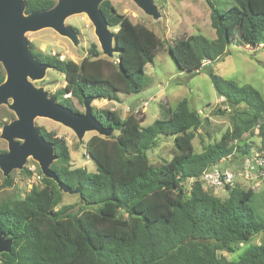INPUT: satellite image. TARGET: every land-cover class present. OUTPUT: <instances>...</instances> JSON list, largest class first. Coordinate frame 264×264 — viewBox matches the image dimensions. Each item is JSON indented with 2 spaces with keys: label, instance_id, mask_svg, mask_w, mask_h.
Listing matches in <instances>:
<instances>
[{
  "label": "trees",
  "instance_id": "16d2710c",
  "mask_svg": "<svg viewBox=\"0 0 264 264\" xmlns=\"http://www.w3.org/2000/svg\"><path fill=\"white\" fill-rule=\"evenodd\" d=\"M24 1L26 15L56 4ZM205 3L214 39L200 34L179 38L167 52L180 72L205 71L225 106L216 114L231 112V128L195 153L192 140L203 119L189 108L187 99L174 110L160 105L161 118L148 127L141 126L144 117L138 111L121 118L114 110L92 106L93 116L112 133L94 135L85 143V158L95 165V172H87L71 166L63 137L39 127L54 148L56 160L50 169L60 184L80 190L81 207L74 212V205H61L57 184L44 177L41 188H32L19 201L0 204V232L13 242L9 253L0 254V264H264V245L248 247L235 262L221 255L234 253L264 231V215L252 206L254 192L235 186L226 189V198L220 200L199 182L187 190L190 180L210 166L248 155L252 145L246 134L257 136L260 144L255 149L264 150L263 97L252 86L226 80L211 68L229 55L230 47L242 44L235 31L250 48L264 49V0ZM99 9L107 26L116 29L115 65L91 61L101 53L95 44L87 50L89 58L77 64L59 55H44L29 43L40 63L63 75L65 86L51 95L75 113L79 111L72 99L79 104L85 97L117 102L119 93L142 92L148 85L145 66L160 46L151 30L118 14L108 0ZM4 78L0 70V84ZM162 135L173 137L174 153L169 161L154 166L146 152ZM3 180L12 185L10 176Z\"/></svg>",
  "mask_w": 264,
  "mask_h": 264
},
{
  "label": "rangeland",
  "instance_id": "374dc122",
  "mask_svg": "<svg viewBox=\"0 0 264 264\" xmlns=\"http://www.w3.org/2000/svg\"><path fill=\"white\" fill-rule=\"evenodd\" d=\"M108 1L118 14L126 16L133 24L143 25L151 30L160 40V46L153 61L148 63L144 69L146 83H148L147 88L137 94L119 93V101L117 102L106 100L96 102L103 103L102 109L116 111L121 118L127 117L130 111H138L140 116L144 117L141 126L148 127L155 120L161 118L160 105L174 110L180 100L187 99L189 108L196 111L203 119L201 128L195 133L192 140L194 152L199 153L203 146L219 141L220 137L231 128V112L216 114L217 109L223 110L225 106L214 91L204 70L197 73L180 72L167 52V46L172 45L179 38L200 34L209 40L214 39L215 34L210 26L209 9L205 0H153V4L160 15L157 19L144 13L131 0ZM65 25L76 32V45L52 29L27 32L25 38L28 43L33 45L34 50L44 55H59L60 59L70 60L77 64L84 57H88L87 50L91 44L97 45L100 50L94 35V27L86 14L68 17L65 20ZM109 30L111 32L116 31V29L111 28ZM235 35L242 44L230 47L229 55L223 61L212 64L211 68L214 73L226 80L234 81L239 85L252 86L264 99V49L261 47L250 48L243 43L238 31H235ZM91 61L95 63L102 61L115 65L117 63L116 51L110 57L101 52L98 58H93ZM0 70H3L1 64ZM33 84L36 88H40L51 95L65 86V80L62 74L47 69L43 79L35 81ZM72 102L79 113L84 112L82 104H79L75 99H72ZM10 103L11 100L9 99L0 106V151L7 150V143L1 138L2 127L15 119L14 113L8 108ZM34 124L46 131H53L65 139L73 168H85L87 172H95V165L91 160L85 158L84 149L85 143L90 137L98 136L96 133L88 132L79 141L70 129L49 119L37 117L34 119ZM244 138L251 143V150L259 147L260 140L257 136L246 134ZM173 153V137L162 135L157 140V146L147 151L146 155L152 165L159 166L169 161ZM219 164L225 167L239 168L240 160L230 157ZM23 169L29 171L30 174L24 173ZM38 175H41L39 166L31 158H27L21 170H12L9 173L12 179L11 186L4 184L3 179L5 177L0 171V204L19 201L32 188H41L43 183L42 179H36ZM207 191L220 200H224L227 195L225 191ZM61 194V205H74V212L80 209L81 202L78 193L61 192ZM252 206L259 216L264 215L263 188L259 193L254 194ZM253 245H264V231L254 235L245 243H241L234 253H221V255L227 261L235 262L248 247Z\"/></svg>",
  "mask_w": 264,
  "mask_h": 264
},
{
  "label": "water",
  "instance_id": "95a60500",
  "mask_svg": "<svg viewBox=\"0 0 264 264\" xmlns=\"http://www.w3.org/2000/svg\"><path fill=\"white\" fill-rule=\"evenodd\" d=\"M52 1H56L53 8L26 15L24 0H0V64L5 73L0 84V106L10 99L8 108L15 115L14 120L2 127L1 138L6 141L7 150L0 154V171L4 177H8L12 170H21L27 158H31L37 162L41 175L53 180L60 192L79 194L78 188L71 190L60 184L50 169L56 160L54 148L44 140L34 119L41 117L59 123L70 129L79 141L88 132L108 137L112 131L102 127L93 116L92 98L85 97L82 101L84 112L75 113L59 104L52 95L34 86L33 82L43 79L49 67L32 55L25 33L52 29L76 45V32L65 25V20L83 13L92 23L94 35L104 55L110 57L116 51L117 42L99 9L100 3L105 0ZM131 1L144 13L159 18L153 0ZM12 244V240L6 239L0 232V254L9 253Z\"/></svg>",
  "mask_w": 264,
  "mask_h": 264
},
{
  "label": "built area",
  "instance_id": "2783aa9c",
  "mask_svg": "<svg viewBox=\"0 0 264 264\" xmlns=\"http://www.w3.org/2000/svg\"><path fill=\"white\" fill-rule=\"evenodd\" d=\"M259 125L256 126V129ZM240 175L249 182V190L259 193L263 188L264 191V150L255 149L241 160ZM41 175L36 177L42 179ZM199 182L204 190L225 191L236 186L235 174L228 167L220 164L212 165L207 168L200 177L190 180L187 190L190 189L191 183Z\"/></svg>",
  "mask_w": 264,
  "mask_h": 264
},
{
  "label": "crops",
  "instance_id": "0c3cea01",
  "mask_svg": "<svg viewBox=\"0 0 264 264\" xmlns=\"http://www.w3.org/2000/svg\"><path fill=\"white\" fill-rule=\"evenodd\" d=\"M161 95V94H160ZM101 101H104V100H101ZM110 102V101H108ZM94 103V105H93ZM95 109H102V106L103 103H100V102H96V101H92V104H91ZM101 106V107H100ZM144 109V108H143ZM228 160V159H227ZM221 166H224V165H221ZM231 171H233V173L235 174V181H236V186H239L240 188H243V189H248L249 188V182L244 180L242 178V176L240 175V168H241V161H240V167L239 168H236V167H230V166H227ZM244 184V186H243ZM262 190V189H261Z\"/></svg>",
  "mask_w": 264,
  "mask_h": 264
}]
</instances>
